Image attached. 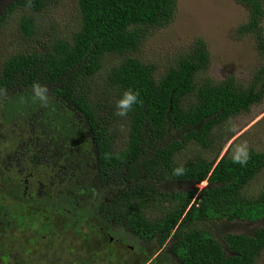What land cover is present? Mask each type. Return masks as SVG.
<instances>
[{
	"label": "trees",
	"instance_id": "1",
	"mask_svg": "<svg viewBox=\"0 0 264 264\" xmlns=\"http://www.w3.org/2000/svg\"><path fill=\"white\" fill-rule=\"evenodd\" d=\"M235 1L249 16L234 34L252 36L264 61V0ZM47 7L48 0H0V32L16 15L19 35L36 40L35 16ZM177 11L178 0H77L80 25L72 36L0 64V135L23 138L14 152L0 151V238L17 228L24 232L17 240L35 235V242L71 245L75 254L80 240L87 255L95 247L93 264L112 258L116 229L126 234L122 242L133 238L130 256L146 258L138 264L261 258L264 185L256 195L246 188L263 169L264 152L248 150L244 166L229 152L220 155L238 133L232 121L262 102L264 72L248 86L234 75L213 79L212 55L198 38L157 76L155 64L133 55ZM109 54L120 60L104 70ZM35 84L47 88L46 101ZM126 90L141 103L122 118L116 105ZM179 167L184 174L174 175ZM210 222L226 225L224 243L197 227ZM239 226L245 231L233 233Z\"/></svg>",
	"mask_w": 264,
	"mask_h": 264
},
{
	"label": "rangeland",
	"instance_id": "2",
	"mask_svg": "<svg viewBox=\"0 0 264 264\" xmlns=\"http://www.w3.org/2000/svg\"><path fill=\"white\" fill-rule=\"evenodd\" d=\"M247 11L235 0H178V11L174 22L164 29H155L150 34L148 41L141 50L133 55L146 63L155 64L157 76L166 70L168 65L179 56L191 49L194 41L198 38L204 40L212 55V66L210 74L212 78L221 81L230 75H234L244 85L248 86L253 81L259 70L264 72V61L259 58L252 36L237 40L234 29L247 20ZM39 26L40 37L36 40H25L17 31L16 15L11 17L0 32V64L8 56L14 53L28 52L40 44L48 43L59 37H70L79 28L80 17L77 13V0H48V7L35 16ZM120 59L116 55H106L103 63L104 70L116 64ZM264 80V74H263ZM260 89L262 83L259 84ZM235 137L226 145L220 157L228 152L233 156L238 145L246 144L247 149L256 152H264V98L261 103L252 107L251 112L236 117L230 126ZM175 133L172 138H178ZM0 151L6 153L14 152L23 140L16 132L8 133V136L0 135ZM21 136V135H20ZM181 137V136H180ZM22 138V139H21ZM190 156V151L183 157ZM264 185V167L259 175L247 186L249 195H256ZM207 182L199 185L202 190ZM12 197V193L9 194ZM10 201V200H8ZM19 204V201L14 202ZM225 224L221 222H210L197 225L211 232L219 242H223V230ZM117 235L113 241L114 247L109 251L112 258L104 257L102 264H138L145 257L137 253L130 256L129 247H133V238L128 237V243L122 242L126 234L121 229L115 230ZM245 231L244 226L235 227L233 233ZM12 232V231H11ZM15 233H4L0 238V264H93L95 258V247L88 250L90 254L84 253L82 241L78 240L76 253L72 251L71 245L56 244L50 246L47 242H35L33 238L25 237L23 241L17 240L24 237L23 230L15 229ZM66 242L71 240V235L65 236ZM77 242V241H74ZM47 246V247H46ZM46 247V253L40 252ZM54 247V248H52ZM50 249L49 253L47 251ZM56 250V251H55ZM134 250V247L131 251ZM57 253L60 256H57ZM159 252L156 253V255ZM264 264V253L256 262Z\"/></svg>",
	"mask_w": 264,
	"mask_h": 264
},
{
	"label": "clouds",
	"instance_id": "3",
	"mask_svg": "<svg viewBox=\"0 0 264 264\" xmlns=\"http://www.w3.org/2000/svg\"><path fill=\"white\" fill-rule=\"evenodd\" d=\"M34 91L37 97L40 98L41 101L47 100V88L41 87L39 84L34 85ZM141 103L139 101V93L133 92L132 90H126L122 96V98L117 102V111L115 115L119 117H127L128 113L132 111L133 105ZM250 159L248 149L246 144L238 145L234 151L232 156V162L238 163L241 166H244L248 163ZM185 169L183 167H179L173 170L174 175H183Z\"/></svg>",
	"mask_w": 264,
	"mask_h": 264
},
{
	"label": "flooded vegetation",
	"instance_id": "4",
	"mask_svg": "<svg viewBox=\"0 0 264 264\" xmlns=\"http://www.w3.org/2000/svg\"><path fill=\"white\" fill-rule=\"evenodd\" d=\"M23 191L25 192V196L27 195L26 193H27V191H28V188L26 187L25 189H23ZM93 206H95V205H99V202L98 201H94V204H92ZM78 231V230H77ZM77 231L75 232V233H77ZM22 263V261H18V264H21ZM23 264H26V263H24V261H23Z\"/></svg>",
	"mask_w": 264,
	"mask_h": 264
},
{
	"label": "crops",
	"instance_id": "5",
	"mask_svg": "<svg viewBox=\"0 0 264 264\" xmlns=\"http://www.w3.org/2000/svg\"><path fill=\"white\" fill-rule=\"evenodd\" d=\"M239 5H240V4H239ZM241 6H242V5H241ZM242 7H243V6H242ZM243 8H244V7H243ZM244 9H245V8H244ZM245 10H246V9H245ZM246 11H247V10H246ZM247 14H248V16H249L248 11H247ZM248 16H247V20H248ZM247 20H246V21H247ZM246 21H245V22H246ZM245 22H243V23H245ZM243 23H239V24H243ZM238 26H239V25H238ZM238 26H237V27H238ZM234 30H235V29H234ZM234 30H233V31H234ZM237 40H244V38H242V39H237Z\"/></svg>",
	"mask_w": 264,
	"mask_h": 264
}]
</instances>
